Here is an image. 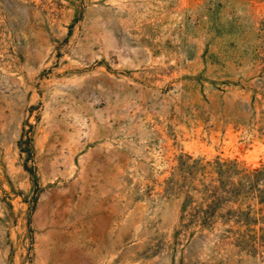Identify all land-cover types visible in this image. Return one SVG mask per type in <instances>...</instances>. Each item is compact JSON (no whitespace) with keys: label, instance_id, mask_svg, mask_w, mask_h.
I'll return each mask as SVG.
<instances>
[{"label":"rangeland","instance_id":"obj_1","mask_svg":"<svg viewBox=\"0 0 264 264\" xmlns=\"http://www.w3.org/2000/svg\"><path fill=\"white\" fill-rule=\"evenodd\" d=\"M216 161L264 168V0H0V264H264Z\"/></svg>","mask_w":264,"mask_h":264},{"label":"trees","instance_id":"obj_2","mask_svg":"<svg viewBox=\"0 0 264 264\" xmlns=\"http://www.w3.org/2000/svg\"><path fill=\"white\" fill-rule=\"evenodd\" d=\"M30 157V155H28ZM27 171L32 175L35 185H37V177L32 170L25 165ZM215 170L219 175L218 185L205 186V197L211 199V202L201 210L197 216L203 225H210L211 220L216 216L218 208L226 204L232 203L237 205L236 210H229L227 217L234 220L237 225H245L248 231L243 233V238L260 240L264 242V228L257 233L250 229L253 224H257L260 220L256 217V212L252 205L247 204L253 198L260 199V204L264 203V187H260V182L264 181V168L261 170L245 172L239 168L238 163L222 164L216 161ZM233 177L239 179L234 181ZM190 201L187 199L186 203ZM194 217V219H195ZM251 232H254L253 234Z\"/></svg>","mask_w":264,"mask_h":264}]
</instances>
